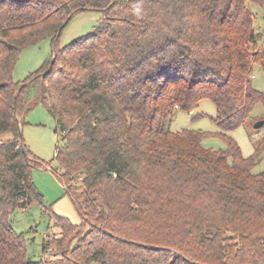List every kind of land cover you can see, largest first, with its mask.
<instances>
[{"label": "trees", "instance_id": "16d2710c", "mask_svg": "<svg viewBox=\"0 0 264 264\" xmlns=\"http://www.w3.org/2000/svg\"><path fill=\"white\" fill-rule=\"evenodd\" d=\"M250 6L264 0H0V264H264V126L249 158L225 135L214 151L170 130L203 100L224 131L264 122L249 78L264 74V19L256 31ZM85 11L100 23L59 49ZM48 39L53 56L15 83L21 52ZM37 106L64 142L54 159L81 224L55 216L52 257L33 261L10 216L43 203L31 174L44 164L19 136Z\"/></svg>", "mask_w": 264, "mask_h": 264}, {"label": "rangeland", "instance_id": "374dc122", "mask_svg": "<svg viewBox=\"0 0 264 264\" xmlns=\"http://www.w3.org/2000/svg\"><path fill=\"white\" fill-rule=\"evenodd\" d=\"M255 19V29L263 27L264 8L250 6ZM102 16L96 11L80 12L73 16L61 32L57 47L59 49L92 33L100 23ZM54 44L45 40L39 45L25 48L15 66L13 81L23 82L30 74L42 67L54 53ZM53 56V55H52ZM251 86L254 90L264 93V74L256 71ZM250 78V77H249ZM258 114H262L258 107ZM217 110L210 100H203L192 112L177 111L170 125L172 132L197 131L205 135L201 145L206 150L224 151L226 143L221 135L232 138L238 145L244 158L254 153L256 142L261 139V131L249 128H239L232 132L222 130L217 124ZM21 140L29 151L44 164L40 169L32 171L31 178L43 196L41 205L34 204L26 210H15L11 216V226L15 233L23 235L28 256L33 261L52 257V252L44 255L43 244L60 236V228L56 225L55 216L67 218L71 224L80 225L81 217L72 201L65 195L64 186L60 180V169L54 159L57 148L64 142L57 132L56 123L42 106L35 107L23 117ZM254 126V125H253ZM264 172V159L253 169V173ZM74 245V244H73Z\"/></svg>", "mask_w": 264, "mask_h": 264}, {"label": "water", "instance_id": "95a60500", "mask_svg": "<svg viewBox=\"0 0 264 264\" xmlns=\"http://www.w3.org/2000/svg\"><path fill=\"white\" fill-rule=\"evenodd\" d=\"M55 61V58L53 57L52 61H51V64H53ZM264 126V122L263 121H259L257 123L254 124L253 126V129L254 130H259L261 129L262 127ZM19 136H20V139H21V133L19 132Z\"/></svg>", "mask_w": 264, "mask_h": 264}, {"label": "clouds", "instance_id": "9594fccd", "mask_svg": "<svg viewBox=\"0 0 264 264\" xmlns=\"http://www.w3.org/2000/svg\"><path fill=\"white\" fill-rule=\"evenodd\" d=\"M141 9L139 7L136 8V14L139 15Z\"/></svg>", "mask_w": 264, "mask_h": 264}, {"label": "built area", "instance_id": "2783aa9c", "mask_svg": "<svg viewBox=\"0 0 264 264\" xmlns=\"http://www.w3.org/2000/svg\"><path fill=\"white\" fill-rule=\"evenodd\" d=\"M255 77H254V74H252L251 76H250V79L251 80H253Z\"/></svg>", "mask_w": 264, "mask_h": 264}]
</instances>
